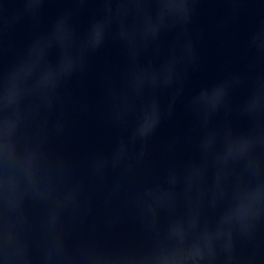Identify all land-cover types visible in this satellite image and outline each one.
Returning <instances> with one entry per match:
<instances>
[{"label":"water","instance_id":"obj_1","mask_svg":"<svg viewBox=\"0 0 264 264\" xmlns=\"http://www.w3.org/2000/svg\"><path fill=\"white\" fill-rule=\"evenodd\" d=\"M0 264H264V0H0Z\"/></svg>","mask_w":264,"mask_h":264}]
</instances>
